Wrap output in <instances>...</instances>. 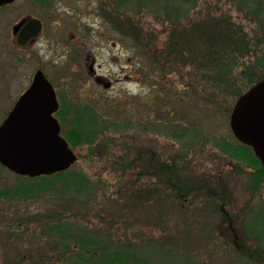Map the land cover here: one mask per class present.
Returning <instances> with one entry per match:
<instances>
[{
	"label": "rangeland",
	"instance_id": "1",
	"mask_svg": "<svg viewBox=\"0 0 264 264\" xmlns=\"http://www.w3.org/2000/svg\"><path fill=\"white\" fill-rule=\"evenodd\" d=\"M121 1L15 0L9 24L22 12L44 24L24 50L10 44L9 24L0 25V122L41 69L60 104V135L77 156L45 180L0 164V264H90L74 257L88 252L77 238L85 234L97 238L90 252L137 248L149 264H264L257 221L264 218V168L229 127L244 91L236 94L264 74L257 60L264 18L238 0H181L187 12L172 24L170 0ZM227 17L236 22L234 44L250 50L222 80L219 53L197 63L190 58L196 42L187 40L194 33L207 45L193 27L211 34L208 20ZM88 111L103 129L92 144H80L69 129L74 112ZM173 186L187 192L176 197Z\"/></svg>",
	"mask_w": 264,
	"mask_h": 264
},
{
	"label": "water",
	"instance_id": "2",
	"mask_svg": "<svg viewBox=\"0 0 264 264\" xmlns=\"http://www.w3.org/2000/svg\"><path fill=\"white\" fill-rule=\"evenodd\" d=\"M10 1L0 0V4ZM33 21L31 36L37 35L41 25L40 20ZM56 107L53 88L38 71L0 124L1 164L18 173L36 175L65 169L77 159L51 115ZM229 124L234 136L249 145L264 165V77L235 100Z\"/></svg>",
	"mask_w": 264,
	"mask_h": 264
},
{
	"label": "trees",
	"instance_id": "3",
	"mask_svg": "<svg viewBox=\"0 0 264 264\" xmlns=\"http://www.w3.org/2000/svg\"><path fill=\"white\" fill-rule=\"evenodd\" d=\"M151 1H153V0H151ZM180 1L181 0H170V8L167 10H168V15H170L172 17L169 19L172 24H179L181 22L180 20H181L182 16L185 15V13L187 12V9L182 8L180 6V3H179ZM238 1H239L240 9L245 11L247 14L253 15V16L259 17V18L260 17L264 18V0H238ZM121 2H124V0H122ZM161 2H162V0H161ZM194 2H195V0H194ZM194 2L192 3V5L194 4ZM167 4H169V2H167L166 5ZM161 6H162V3H161ZM188 9H190V8L188 7ZM235 23L236 22L232 21L230 17H227L225 19H221V22L216 21L215 19H209L208 20V28H209V30H211V34H208L206 32V30L203 29V27H200V28L193 27V32L197 30L204 36L203 41L206 42L207 45H202L201 43H199L198 36L194 33H193V36L187 40L188 43H191V46L194 42H196L192 47L193 51H190V52H192V56L190 58H192L193 60H196L197 63L201 62V59H202L204 54L210 53L213 56L214 53H219V58L216 60V64L224 72V74H221V75L219 74L220 75L219 78L222 80H224L225 78H228L229 80L231 79L232 72L237 70L239 65L246 61L247 52L250 50V48L248 46H246L247 44H244V46L243 45H237V44H234V42L232 41V39L234 37H236V33H237L236 32L237 28H236ZM205 35H207V36H205ZM224 36H225V38L230 40L228 42V44H226V45H224V42L221 41ZM243 41H245V40H243ZM202 46H207L209 48L210 52H205L202 49L203 48ZM232 47H234V48H232ZM221 49H223L224 55L221 54V52H220V51H222ZM208 58H209V55L207 57H205V61ZM258 58H257V60H259L260 63L262 64L263 73H264V52L262 54V58H259V59ZM212 60H213V58H211L210 61H212ZM263 76H264V74H257L254 78L248 79L244 83V87L236 95L243 92L245 89H247L253 83L257 82ZM168 114L171 115L172 112L168 111ZM74 115H75V118H74L75 123H72L69 131L74 134V138H75L76 142H78L80 144H82V143H91L92 144L94 142V140L96 139L98 132H100V130L103 129V124L98 121V119L96 118L97 116L92 111L86 112L84 117H82L81 114H78L76 112H74ZM197 133H198L197 131H194V132H192V135H190V136H192V138H194ZM242 145L245 147L246 152L248 153L249 157L252 158V163L255 164L256 167H258V169L264 168V166L261 165L259 160L254 155L251 147L246 145V144H242ZM172 160L175 161V159H171L170 161H172ZM255 165L253 166L254 168H255ZM151 166L154 168H157L159 170L161 168L170 170L174 165L162 163V166H161V164H156L154 166V163H153V164H151ZM72 175L73 176H71V177L76 179L75 181H77L78 184H82L83 181L89 182V179L87 177H85L83 174H77V175L72 174ZM52 176H56V175H51V177ZM47 177H50V176H41L40 178H41V180H45L42 178H47ZM167 181L169 184H171V181H173L172 177L168 176ZM173 188H174V186H173ZM174 189L177 193L176 197L179 193L187 192V190H185V189H183V190L182 189H176V188H174ZM263 219H259V220L257 219L258 224H260V222L262 223V227H263L262 232H264V222L262 221ZM254 221L255 220H253L252 222L256 223ZM59 227L65 228V226H59ZM65 233H67V231ZM261 233H259L258 235L261 236L262 235ZM77 235H79V232L75 231V233L72 234V237L77 236ZM72 237H68V238H72ZM77 238H79V240H81V243H82L81 249L83 248V249H86L88 251V252H85V256L81 253H74L75 254L74 257L76 256L75 258H80V259L83 258V260H82L83 262L88 261V262H90V264H94V263H97V264H107V263L131 264V261L133 260L135 264H149L146 259L144 260V259H141L140 257H138L139 249H137V248H136L137 249V251H136V249L129 248L126 246L113 247L112 245H108L107 247L110 246V248H108V249L102 248V249H100V251L97 254H95L93 252H90L89 250H90V248H92V247H90V245L95 244L97 238H93L91 236H86V234L84 236H79Z\"/></svg>",
	"mask_w": 264,
	"mask_h": 264
},
{
	"label": "flooded vegetation",
	"instance_id": "4",
	"mask_svg": "<svg viewBox=\"0 0 264 264\" xmlns=\"http://www.w3.org/2000/svg\"><path fill=\"white\" fill-rule=\"evenodd\" d=\"M14 2H15V0H12L9 3H3L0 5V12L4 11V14L0 13V25L1 24L2 25H4V24L8 25L9 24L8 22L12 18L8 17V16L11 13H13L14 9H16V7H13ZM37 18L41 20V29L37 35L31 36L29 34L31 31H33L34 25H35L34 24L35 21H33V20L37 19ZM7 19H8V21H7ZM31 21H33L32 24H31ZM10 23L11 24H9V26H10L9 32H10L11 37H10L9 41H10V44L13 47H15L16 49H23L24 50L26 48H29L33 44H35L37 42L38 38L40 37L42 30L44 28L43 20L40 17H37L36 15H34L33 13H30V12H22L21 15L17 16L16 19L14 18V20H12ZM38 71H39V74L40 73L44 74L41 69H34L32 71V73H30L32 75L30 77V81H29L28 85L19 93L18 97L13 100V102L11 103L12 106H11L10 110L15 106L19 97L29 88V86L33 82L35 74H37ZM57 101H58V99H57ZM58 103H59V101H58ZM57 111H58L57 109L55 111H53L52 115H54ZM8 113L6 114V116H4L2 118V121L7 117Z\"/></svg>",
	"mask_w": 264,
	"mask_h": 264
}]
</instances>
